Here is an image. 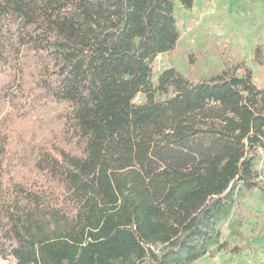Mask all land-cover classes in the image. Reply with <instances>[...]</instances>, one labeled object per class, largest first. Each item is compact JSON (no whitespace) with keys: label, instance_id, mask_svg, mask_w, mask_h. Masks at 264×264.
I'll return each mask as SVG.
<instances>
[{"label":"trees","instance_id":"16d2710c","mask_svg":"<svg viewBox=\"0 0 264 264\" xmlns=\"http://www.w3.org/2000/svg\"><path fill=\"white\" fill-rule=\"evenodd\" d=\"M175 6L0 0V257L197 264L227 249L235 187L264 195V81L244 61L194 78L200 52L154 84ZM254 60L264 75L261 45Z\"/></svg>","mask_w":264,"mask_h":264},{"label":"rangeland","instance_id":"374dc122","mask_svg":"<svg viewBox=\"0 0 264 264\" xmlns=\"http://www.w3.org/2000/svg\"><path fill=\"white\" fill-rule=\"evenodd\" d=\"M175 17L180 37L172 51L155 57L154 84L160 73L171 66L188 75L189 55L200 52L193 68L194 78L211 77L244 61L252 68L256 82L263 83L264 75L254 53L258 45L264 51V0H194L191 8L176 0ZM257 168L264 181V150ZM234 198L233 208L218 223L227 249L197 264H264V195L259 190L244 195L237 185ZM0 264H14V259L0 257Z\"/></svg>","mask_w":264,"mask_h":264}]
</instances>
